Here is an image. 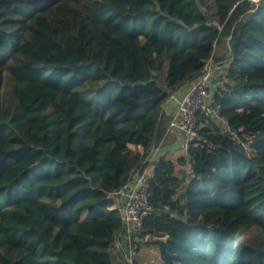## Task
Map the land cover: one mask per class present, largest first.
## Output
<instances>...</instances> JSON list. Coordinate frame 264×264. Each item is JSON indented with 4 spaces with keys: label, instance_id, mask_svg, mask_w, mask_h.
<instances>
[{
    "label": "trees",
    "instance_id": "obj_1",
    "mask_svg": "<svg viewBox=\"0 0 264 264\" xmlns=\"http://www.w3.org/2000/svg\"><path fill=\"white\" fill-rule=\"evenodd\" d=\"M209 59L237 137L199 117L186 154L151 162L133 243L264 264V0H0V264H129L113 194Z\"/></svg>",
    "mask_w": 264,
    "mask_h": 264
},
{
    "label": "built area",
    "instance_id": "obj_2",
    "mask_svg": "<svg viewBox=\"0 0 264 264\" xmlns=\"http://www.w3.org/2000/svg\"><path fill=\"white\" fill-rule=\"evenodd\" d=\"M222 65L221 63L213 64L211 59L206 62L202 72L195 80L193 88L182 101L178 102L177 109L171 118L170 128L183 133L185 153L188 142L197 136L199 117L218 120L222 123L224 132L229 133L232 137H237L236 132L231 130L222 119L220 106L213 105V90L215 88L213 78ZM242 145L248 153V144L242 143ZM151 176L152 170L149 168L137 171L131 174L119 191L113 194L115 207L119 211L122 226L127 232L126 238L130 252L125 256V259L129 264H132V257L135 254L133 242L142 232L145 219L153 212L149 201ZM121 201L122 206H120Z\"/></svg>",
    "mask_w": 264,
    "mask_h": 264
},
{
    "label": "crops",
    "instance_id": "obj_3",
    "mask_svg": "<svg viewBox=\"0 0 264 264\" xmlns=\"http://www.w3.org/2000/svg\"><path fill=\"white\" fill-rule=\"evenodd\" d=\"M221 64H223L221 69L222 68L225 69L228 67L224 63ZM193 86H194V82L181 86L166 101L165 109H166L167 117L169 118L168 126L163 138L159 141V143L156 146H153L151 148L146 159L144 160L147 161L146 168L152 170L151 162H154L159 158H166V159L174 158V156L177 155L176 153L178 149L180 150V146L184 142L183 133L177 129L170 128L169 124L173 114L177 109L178 102L182 101L187 96V94L191 91ZM120 206H122V201L120 203ZM126 236H127L126 229L123 228L121 232L116 234L114 240V250L116 254H118V256L121 258L124 257V259L125 256H127L130 252ZM135 246L134 249L136 254L134 255L133 260L136 261L138 264H162L160 252L157 246L141 245L138 249Z\"/></svg>",
    "mask_w": 264,
    "mask_h": 264
},
{
    "label": "rangeland",
    "instance_id": "obj_4",
    "mask_svg": "<svg viewBox=\"0 0 264 264\" xmlns=\"http://www.w3.org/2000/svg\"><path fill=\"white\" fill-rule=\"evenodd\" d=\"M253 1H256V0H253ZM220 70H224L223 68L222 69H220ZM220 70L219 71H217L215 74L217 75H219V73H220ZM213 84H214V82H213ZM184 142L182 143V145L180 146V150L178 149V151H177V155H175L174 157H176V156H178V155H181V154H185V151H184ZM136 254V253H135ZM134 254V255H135ZM134 255H133V257L132 258H134ZM134 261V260H133Z\"/></svg>",
    "mask_w": 264,
    "mask_h": 264
}]
</instances>
